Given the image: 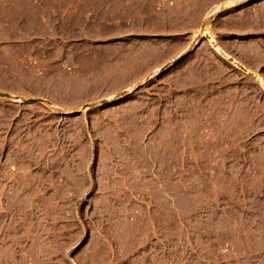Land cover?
I'll return each mask as SVG.
<instances>
[{
	"label": "rangeland",
	"instance_id": "374dc122",
	"mask_svg": "<svg viewBox=\"0 0 264 264\" xmlns=\"http://www.w3.org/2000/svg\"><path fill=\"white\" fill-rule=\"evenodd\" d=\"M20 1L0 0V264H264L257 87L207 43L125 85L152 0H119L98 44Z\"/></svg>",
	"mask_w": 264,
	"mask_h": 264
},
{
	"label": "crops",
	"instance_id": "0c3cea01",
	"mask_svg": "<svg viewBox=\"0 0 264 264\" xmlns=\"http://www.w3.org/2000/svg\"><path fill=\"white\" fill-rule=\"evenodd\" d=\"M136 1L124 0L123 4ZM25 2L30 7L38 5V0H21L20 5ZM118 2L49 0V26L73 28L72 34L80 37V43L98 44L105 34L106 22L114 29L120 20L113 9ZM149 7L143 15L148 35L144 60L126 69L122 75L125 85L150 77L175 58L195 53L207 43L226 69L257 87L264 99V0H152ZM106 8L110 15L106 16ZM60 34L70 33L66 30ZM120 81L121 77L106 75L104 83L110 86L105 89L120 91L122 88L112 86Z\"/></svg>",
	"mask_w": 264,
	"mask_h": 264
},
{
	"label": "bare ground",
	"instance_id": "6f19581e",
	"mask_svg": "<svg viewBox=\"0 0 264 264\" xmlns=\"http://www.w3.org/2000/svg\"><path fill=\"white\" fill-rule=\"evenodd\" d=\"M219 46V45H218ZM216 47V46H215ZM221 48V47H220ZM223 52H224V50H223Z\"/></svg>",
	"mask_w": 264,
	"mask_h": 264
}]
</instances>
